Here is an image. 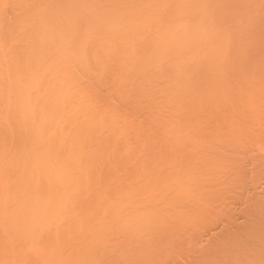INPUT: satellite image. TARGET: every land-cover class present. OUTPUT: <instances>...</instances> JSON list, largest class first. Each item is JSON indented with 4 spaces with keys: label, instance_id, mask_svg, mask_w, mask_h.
I'll return each instance as SVG.
<instances>
[{
    "label": "bare ground",
    "instance_id": "6f19581e",
    "mask_svg": "<svg viewBox=\"0 0 264 264\" xmlns=\"http://www.w3.org/2000/svg\"><path fill=\"white\" fill-rule=\"evenodd\" d=\"M263 129L264 0H0V264H149Z\"/></svg>",
    "mask_w": 264,
    "mask_h": 264
},
{
    "label": "rangeland",
    "instance_id": "374dc122",
    "mask_svg": "<svg viewBox=\"0 0 264 264\" xmlns=\"http://www.w3.org/2000/svg\"><path fill=\"white\" fill-rule=\"evenodd\" d=\"M255 135L233 148L212 147L221 156L214 168L196 176L192 195L180 199L166 225L146 231V243L153 244L144 245L149 264H264V133Z\"/></svg>",
    "mask_w": 264,
    "mask_h": 264
}]
</instances>
